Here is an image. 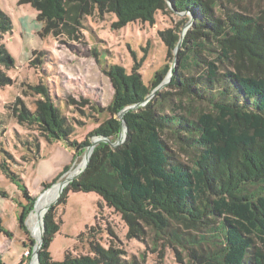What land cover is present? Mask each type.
Here are the masks:
<instances>
[{
	"label": "trees",
	"instance_id": "1",
	"mask_svg": "<svg viewBox=\"0 0 264 264\" xmlns=\"http://www.w3.org/2000/svg\"><path fill=\"white\" fill-rule=\"evenodd\" d=\"M26 1L34 8L37 21L53 24L93 12L113 15L112 25L117 28L135 20L153 23L155 13L168 3L192 16L193 26L183 37L167 89L147 99L168 72L167 64L155 70L148 82L135 70L128 72L124 66L112 64L108 74L114 93L107 106L109 115L82 141H68L71 130L43 87L32 89L42 91L45 100L37 101L32 113L22 110L18 116L41 123L47 141L72 146L73 162L76 153L90 145L89 138H115L120 131L119 113L136 105L122 114L126 126L123 144L113 148L99 142L85 170L68 188L99 195L127 220L128 237L140 234L134 226L136 218L156 232L166 233L168 240L185 251V262L178 254L175 264H264V5L257 14H245L238 11L241 0ZM185 21L187 18L180 25ZM10 29L8 15L0 10V34ZM41 29L39 24V36ZM174 29L159 32L167 59L179 41ZM13 63L0 44V64ZM3 79L0 72V87ZM193 96L206 100L211 109L193 112ZM166 100L171 113L165 112ZM164 131L179 150L192 155L188 164L169 154L161 138ZM35 148L36 161L39 141ZM69 166H63L42 187L54 183ZM27 207L29 210V203ZM99 217L79 235L87 241V251L76 256L66 252L62 261H55L48 245L58 224L50 214L45 216L38 264H141L99 240L98 235L103 234ZM170 220L181 227L170 225Z\"/></svg>",
	"mask_w": 264,
	"mask_h": 264
},
{
	"label": "rangeland",
	"instance_id": "2",
	"mask_svg": "<svg viewBox=\"0 0 264 264\" xmlns=\"http://www.w3.org/2000/svg\"><path fill=\"white\" fill-rule=\"evenodd\" d=\"M263 5L264 0H241L237 10L257 14ZM0 10L11 21V29L0 34V44L14 61L11 66L0 64V72L5 76L4 85L0 87V264H29L33 251L42 250L44 230L36 240L27 220L37 199L61 182L64 188L45 213L58 224L48 245L52 260L62 261L66 252L74 256L85 253L88 243L79 235L87 226L95 225L96 217L100 216L98 224L103 234L98 238L106 245L120 248L123 251L120 256L134 257L141 264H175L179 254L184 263L185 251L168 240L166 233L156 232L145 220L136 218L134 226L140 229V234L128 237L127 220L109 208L99 195L68 188L85 170L94 147L103 140L77 152L71 162L75 153L72 146L65 141H47L41 123L21 120L18 114L22 110L32 113L37 101L45 100L42 91L32 89V86L43 87L71 130L68 141H82L109 115L107 106L114 93L108 74L111 65H122L128 72L135 70L144 82H148L155 70L167 64L168 72L151 92L167 89L165 86L176 66L181 45L171 51L167 59V48L159 32L175 28L173 32L179 37L183 32L184 37L194 21L189 27H186L188 21L181 26V20H188L189 16L178 15L169 7L158 10L153 23L135 20L118 28L112 25L116 17L111 14L98 16L95 12L69 19L64 24L37 21L34 8L26 0H0ZM39 24L41 36L38 35ZM192 73L198 75L200 71ZM169 91L173 94L175 90ZM191 105L193 112L211 109L200 97L193 96ZM163 106L166 113L172 112L169 100ZM125 136L126 133L116 135L110 140V146L122 145ZM97 138L101 137L89 138V143L93 144ZM161 138L170 155L189 163L192 155L179 150L170 133L162 132ZM37 141L39 158L35 161ZM84 158V165L72 176ZM65 165H70L66 172L50 186L42 187ZM65 190L64 199L59 202ZM169 223L180 226L173 220Z\"/></svg>",
	"mask_w": 264,
	"mask_h": 264
},
{
	"label": "bare ground",
	"instance_id": "3",
	"mask_svg": "<svg viewBox=\"0 0 264 264\" xmlns=\"http://www.w3.org/2000/svg\"><path fill=\"white\" fill-rule=\"evenodd\" d=\"M122 135L123 134H121V136ZM85 158L80 163V166L72 172L71 174L72 176L76 175L80 171L81 167L85 163ZM61 188L63 189L64 187H62L61 183H58L52 186L51 188H49L47 191H45L37 199L35 206L28 217L27 223H28L29 229L31 230L32 235L34 236L36 240H39L42 235L41 228L43 226V218L45 216L47 208L49 207L51 202L57 198ZM29 264H37L36 258L33 257Z\"/></svg>",
	"mask_w": 264,
	"mask_h": 264
},
{
	"label": "water",
	"instance_id": "4",
	"mask_svg": "<svg viewBox=\"0 0 264 264\" xmlns=\"http://www.w3.org/2000/svg\"><path fill=\"white\" fill-rule=\"evenodd\" d=\"M168 7L170 8V10H171L172 12H174V13H176V14H178V15H185V13H181V12L176 11L173 7H171V6L169 5V3H168ZM188 16H189V19L187 20L188 22L186 23V27H189V25H191L192 20H193L191 15H188ZM182 40H183V32H182L181 36L179 37V41H178V44H177V46H176V50H177V48L180 47V45H181V43H182ZM172 72H173V70H172ZM157 87H158V86H157ZM151 95H153L152 92L149 94V96L147 97V99H149V98L151 97ZM135 106H136V105L126 107L122 112L119 113V119H120V131H119V133H118L119 135H121V134H125V132H126V126H125V124H124V122H123V120H122V114H123V112L126 111L127 109L134 108ZM101 140H103L104 142H106V143H108V144H111L110 141H109L108 139H105V138H97V139L95 140V142H93V144H90L87 148H89V147H93L94 144H96L97 142H99V141H101ZM66 181H69V180H66ZM61 184H63V183L61 182ZM43 230H44V226H42V231H43ZM32 255H33V257L36 258L37 263H38L37 253H36L35 251H33Z\"/></svg>",
	"mask_w": 264,
	"mask_h": 264
}]
</instances>
